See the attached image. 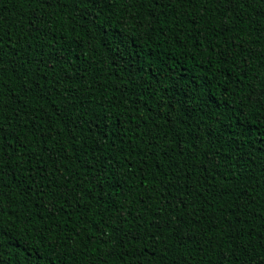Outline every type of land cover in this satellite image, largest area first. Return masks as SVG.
<instances>
[{"label": "trees", "instance_id": "obj_1", "mask_svg": "<svg viewBox=\"0 0 264 264\" xmlns=\"http://www.w3.org/2000/svg\"><path fill=\"white\" fill-rule=\"evenodd\" d=\"M0 129V264H264V0H0Z\"/></svg>", "mask_w": 264, "mask_h": 264}, {"label": "snow or ice", "instance_id": "obj_2", "mask_svg": "<svg viewBox=\"0 0 264 264\" xmlns=\"http://www.w3.org/2000/svg\"><path fill=\"white\" fill-rule=\"evenodd\" d=\"M222 2L226 5V6H230V4L232 2H234V0H222ZM58 115V114H57ZM173 115H175V110H173ZM2 138H3V130L0 129V158L3 157L4 155V152H3V148H4V145L2 143Z\"/></svg>", "mask_w": 264, "mask_h": 264}]
</instances>
